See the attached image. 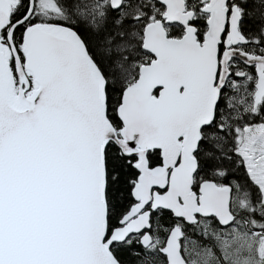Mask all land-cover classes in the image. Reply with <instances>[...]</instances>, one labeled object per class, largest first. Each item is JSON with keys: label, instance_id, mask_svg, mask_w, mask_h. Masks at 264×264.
Listing matches in <instances>:
<instances>
[{"label": "snow or ice", "instance_id": "1", "mask_svg": "<svg viewBox=\"0 0 264 264\" xmlns=\"http://www.w3.org/2000/svg\"><path fill=\"white\" fill-rule=\"evenodd\" d=\"M0 264H264V0H0Z\"/></svg>", "mask_w": 264, "mask_h": 264}]
</instances>
